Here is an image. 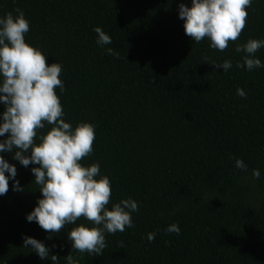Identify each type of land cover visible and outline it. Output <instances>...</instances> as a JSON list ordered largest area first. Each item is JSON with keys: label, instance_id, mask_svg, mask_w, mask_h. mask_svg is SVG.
<instances>
[{"label": "trees", "instance_id": "16d2710c", "mask_svg": "<svg viewBox=\"0 0 264 264\" xmlns=\"http://www.w3.org/2000/svg\"><path fill=\"white\" fill-rule=\"evenodd\" d=\"M181 3L191 6V0H0V17L22 10L25 42L43 52L47 65H62L64 91L55 92L64 121L95 125L93 151L81 163H98L109 178L106 207L138 202L133 227L105 232L101 254L72 250L67 232L76 225L51 234L25 219L41 198L30 171L38 165L25 168L13 152L0 153L23 188L13 191L9 181L0 196V264H52L23 247L22 236L42 241L56 264H67L69 254L77 264H264V67L237 68L245 53L235 51L264 38V0H252L244 28L223 51L185 35ZM96 27L111 44H96ZM255 55L264 64V48ZM225 60L232 62L226 72L213 65ZM50 128L45 122L38 134ZM235 158L247 170L236 168ZM76 223L91 227L83 217ZM173 223L179 235L165 232Z\"/></svg>", "mask_w": 264, "mask_h": 264}, {"label": "clouds", "instance_id": "9594fccd", "mask_svg": "<svg viewBox=\"0 0 264 264\" xmlns=\"http://www.w3.org/2000/svg\"><path fill=\"white\" fill-rule=\"evenodd\" d=\"M252 0H191V6L184 3L178 6V18L183 21L186 36L199 43L207 38L209 47L223 51L229 41H235L245 26L247 8ZM0 17V104L4 111L0 113V153L13 152L12 159L30 169L34 182L39 186L41 198L35 207L26 214L27 222H35L41 229L51 234L58 233L66 225H76L67 232V240L72 250L81 253L101 254L105 248V232L114 234L132 228L131 214L138 210V202L131 198L109 204L111 195L110 180L100 174V165L93 163L84 166L81 158L92 153L95 139V125L80 122L75 128L64 121V112L55 89L62 94L64 84L59 78L62 65L58 62L46 64V57L36 47L25 42L29 31V21L19 8ZM96 44L103 47L111 44V37L96 27ZM264 48V38L248 39L243 45H236L237 53L243 52L242 64L251 71L264 67L255 53ZM106 53L119 56L112 48ZM215 67L228 71L232 67L230 60ZM236 93L244 97L246 93L237 88ZM45 122L51 125L45 134L37 130L45 128ZM34 138L39 143L34 142ZM235 167L247 170V165L235 158ZM258 169L252 170L254 179L260 178ZM16 167L0 155V196L9 190V181L13 191H23L15 179ZM98 177V179H97ZM83 217L91 222L77 224ZM165 232L179 235V226L169 225ZM156 232L147 234L151 242ZM22 246L29 248L41 260L50 259L56 264L57 256L49 253L51 249L42 241L22 236ZM52 247H55L54 245ZM67 264H77L72 255L65 257Z\"/></svg>", "mask_w": 264, "mask_h": 264}]
</instances>
